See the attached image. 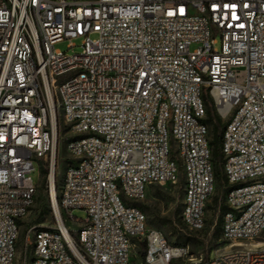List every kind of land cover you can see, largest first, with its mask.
Segmentation results:
<instances>
[{
  "label": "built area",
  "instance_id": "1",
  "mask_svg": "<svg viewBox=\"0 0 264 264\" xmlns=\"http://www.w3.org/2000/svg\"><path fill=\"white\" fill-rule=\"evenodd\" d=\"M207 98L225 123V248L188 258L136 202L182 171L181 222L203 228ZM43 170L54 221L18 252ZM140 245V264H264V0H0V264H130Z\"/></svg>",
  "mask_w": 264,
  "mask_h": 264
},
{
  "label": "rangeland",
  "instance_id": "2",
  "mask_svg": "<svg viewBox=\"0 0 264 264\" xmlns=\"http://www.w3.org/2000/svg\"><path fill=\"white\" fill-rule=\"evenodd\" d=\"M73 42L76 46L69 49L67 47V41L56 44V47L64 51L68 50V52H79L81 50L80 39L74 40ZM69 161L70 154L65 149V142L62 138L59 143L55 173L60 181ZM218 174V177L216 176L215 188L205 213V223L200 230L186 228L180 221L183 196L182 171H179L177 181L169 187L155 184L149 185L145 196L138 201L144 205L143 211L146 215L147 226L161 232L169 243L185 246L188 251V258L213 257L215 252L225 248L224 243L220 240V224L218 222L220 219V207H218V204L223 203L224 188L222 187L221 173ZM33 178L35 181L39 179L38 191L29 213L20 220L17 241L18 252L24 251L25 239L28 235V229L32 224L47 226L51 225L54 221L50 208L47 178L44 172L41 173L40 171L34 172ZM56 197L58 198L57 189ZM213 197H217L215 207H212ZM70 213L78 220H83L86 217L85 211L79 208H73ZM62 216H64L63 212ZM31 248L32 246L28 245L27 254L30 253ZM143 251L142 245L139 248L134 247L131 253L130 264H140ZM185 263H187V260L179 261V264Z\"/></svg>",
  "mask_w": 264,
  "mask_h": 264
},
{
  "label": "trees",
  "instance_id": "3",
  "mask_svg": "<svg viewBox=\"0 0 264 264\" xmlns=\"http://www.w3.org/2000/svg\"><path fill=\"white\" fill-rule=\"evenodd\" d=\"M206 105H207V115L205 118V122L209 125L210 128V139H209V145L211 148V158L214 164V171H215V176L218 177V173H221V178L223 181H225L224 175L222 173V169H221V163H222V154L220 152V142H221V137H222V132L223 129L225 127V123L221 121V119L218 117V115L215 113L212 103L210 101L209 98H207L206 101ZM65 142V140H64ZM70 162V161H69ZM68 162V163H69ZM44 172V170H43ZM62 179V177H61ZM61 182L56 174H55V188L58 190L59 189V185ZM224 193H223V199L225 197L226 194V189L224 188ZM36 198V196H35ZM35 200V199H34ZM213 205L212 207H215V205L217 204V197H213ZM136 204L143 210L144 205L140 202H136ZM220 207V219L218 220L219 224H221V213L222 210L224 209V204L220 203L219 205ZM181 221V219H180ZM220 231H221V225H220Z\"/></svg>",
  "mask_w": 264,
  "mask_h": 264
},
{
  "label": "bare ground",
  "instance_id": "4",
  "mask_svg": "<svg viewBox=\"0 0 264 264\" xmlns=\"http://www.w3.org/2000/svg\"><path fill=\"white\" fill-rule=\"evenodd\" d=\"M260 245V244H259Z\"/></svg>",
  "mask_w": 264,
  "mask_h": 264
}]
</instances>
